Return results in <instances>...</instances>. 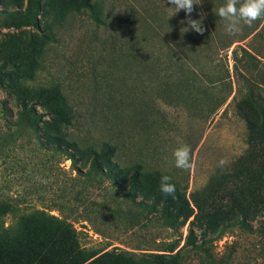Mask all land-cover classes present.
<instances>
[{
	"label": "rangeland",
	"instance_id": "1",
	"mask_svg": "<svg viewBox=\"0 0 264 264\" xmlns=\"http://www.w3.org/2000/svg\"><path fill=\"white\" fill-rule=\"evenodd\" d=\"M88 1L95 4V11L85 0H42V21L50 29L39 31L5 28L9 14L25 9L27 0H1L0 201L15 199L27 212L37 209L68 217L80 232L82 245L95 251L163 254L155 250L170 245L174 252L167 255L180 252L182 264H264V234L260 231L264 196L262 188L258 189L260 178L264 179V144L254 136L250 144L246 121L239 116L248 114L256 132L264 125V37L255 38L263 32L264 20L242 26L238 35L228 34L227 39H238L258 27L246 40L222 49L210 40L211 29L203 25V33L191 28L185 32L188 17L183 10L174 14L168 0ZM201 13L211 22L215 11L201 2L194 5L190 18L200 20ZM145 17L155 26L145 46L150 55L162 50L164 67L180 60L177 57L189 65L203 66L206 73L200 78L212 102L180 104L175 101L177 88L169 75L163 77L162 85L156 83V76L138 81L136 67L122 66V55L132 53L134 47L132 20ZM218 23L225 29V21ZM241 48L260 56L252 59ZM237 49L236 68L233 52ZM230 82L232 95L210 117L217 98L227 95ZM59 85L79 113V121L67 130L57 122L56 113L63 108L54 106L52 100ZM251 89L255 98L250 96ZM203 90L195 92L202 96ZM20 96H26L42 114L38 128L22 121ZM125 99L132 102V108L124 104ZM70 132L86 145L114 143L123 164L144 165L148 176L138 200L158 199L157 212L143 213L138 225L129 229L123 221L77 220L86 205L67 203L72 197L71 178L77 174L71 160L55 150L58 144L65 146ZM181 144L191 148L193 166L189 170L174 166L172 153ZM91 149L87 146L78 155L84 173L91 165ZM222 158L229 161L225 167L218 166ZM240 159L241 168L236 170ZM133 168H127L128 180ZM163 175L171 177L175 199L161 193ZM76 189L83 190V197L101 200L111 186L98 188L96 183L81 181ZM118 198H122L120 192ZM171 202H175L171 204L174 214L180 212V225L174 229L160 218L161 209ZM4 221L8 226L12 217ZM191 229L196 247L186 244Z\"/></svg>",
	"mask_w": 264,
	"mask_h": 264
},
{
	"label": "trees",
	"instance_id": "2",
	"mask_svg": "<svg viewBox=\"0 0 264 264\" xmlns=\"http://www.w3.org/2000/svg\"><path fill=\"white\" fill-rule=\"evenodd\" d=\"M204 6H210L215 13L209 20L205 21L203 15L200 20L205 29H211L210 40L218 45V48L229 49L236 43L246 40L249 36L258 30V27L253 28L248 34L238 39H227L228 33L222 29L216 15L219 7L226 3V0H200ZM1 3V0H0ZM86 5L91 11H95V4L85 0ZM203 14V13H201ZM43 6L42 0H27L25 9H18L9 14L3 26L5 28L21 29L24 27H34L39 31L49 30L50 27L46 22L42 21ZM132 25L135 27V34L132 37L133 50L122 55V66L126 69L136 67L138 73V81L144 78L150 79L156 76V83L162 85L163 77L169 75L172 78V84L177 88L174 89L175 101L183 104L199 106L206 104L210 98V92L203 90L204 81L200 78L205 75V69L199 65H189L185 61L177 57V62H171L169 67H164L163 59L164 52L158 50L155 54L150 55L146 44L150 41L149 30L155 28L154 23L144 18L141 21L132 20ZM156 27H162L156 24ZM188 25V23H187ZM255 38L264 37L263 32H258ZM196 35L194 34L192 38ZM254 38V39H255ZM126 39V38H125ZM127 40V39H126ZM245 54L252 58L258 59L259 52L254 50L252 54L249 50L241 48ZM237 50H234V61L237 68ZM167 68V69H166ZM229 73V71H228ZM3 69L0 68V84H3L1 76ZM230 77V74H229ZM219 83V81H217ZM127 85L126 81L124 82ZM57 86V90L52 98L54 106L60 105L63 108L57 122H60L65 130L74 127L79 121V113L73 108L71 102L66 98ZM197 88L203 90V95H198L195 91ZM227 95L218 97L216 107L212 110L211 116H215L220 108L224 106L233 93V84L228 85ZM250 96L255 98V90L251 89ZM17 102L21 109V119L29 127H37L43 116L38 113L35 104L30 102L26 96L17 98ZM124 104L132 108V102L128 99L124 100ZM39 103V102H37ZM258 108L256 101L252 100ZM181 104V103H180ZM39 105V104H38ZM264 114V112H263ZM246 121L247 128L250 133V144L253 145L254 138L262 140L264 144V125L258 132L255 131V124L251 121L248 114L239 115ZM38 128V127H37ZM254 136V138H253ZM80 138L76 137L71 132L63 144H58L55 148L57 154H65L68 160H71L72 170L77 175L72 176V197L68 202H81L85 204V208L80 212L77 220L83 222H92L98 218L104 220H114V223L123 221L126 228H132L138 225L140 217L143 213H155L160 207V201L154 199L152 201L138 200L139 195L144 191V181L148 176L144 165L139 163L123 164L119 153L118 145L109 141L102 142L99 146L86 145L80 142ZM87 146H91L93 158L88 171L85 173L79 166V156ZM242 160L236 164V170H240ZM134 167L129 180L126 178L127 168ZM81 181L85 183H96L98 188H104V185L109 184L111 190L101 198V200H92L88 197H83V190H77V184ZM264 196V179L260 178V187ZM118 192L122 194L121 200L118 198ZM254 199V198H253ZM252 199V200H253ZM235 201V199H234ZM175 202H171L170 206L161 209V216L164 225L169 229H174L180 225V212H174L171 209ZM70 206V205H68ZM72 207V206H71ZM137 207V208H136ZM139 209V212L136 211ZM62 213V210H59ZM12 217L11 223L6 226L5 218ZM189 216H185L188 218ZM125 219V220H124ZM246 226V225H245ZM264 234V227L260 228ZM197 240L194 232L191 229L186 244L190 247L197 246ZM165 253H143L137 254L126 250L116 251H95L85 248L81 243L80 232L75 227L72 220L65 216H53L44 210L34 209L30 212L22 210L16 203V200L0 201V264H182L180 259L181 253L177 252L173 255H167L166 252H174L169 245Z\"/></svg>",
	"mask_w": 264,
	"mask_h": 264
},
{
	"label": "clouds",
	"instance_id": "3",
	"mask_svg": "<svg viewBox=\"0 0 264 264\" xmlns=\"http://www.w3.org/2000/svg\"><path fill=\"white\" fill-rule=\"evenodd\" d=\"M174 5V14L183 10L188 17V28L197 33H203L204 28L201 20L191 19V13L194 11V5H199V0H168ZM173 14V15H174ZM172 15V16H173ZM203 15V14H201ZM216 15L225 21V30L229 35H238L242 31V26H251L257 20H264V0H226V3L219 7ZM174 166L178 169L189 170L192 168L191 148L187 144H181L174 149ZM229 163L226 159L218 162L219 167H225ZM171 177L163 175L160 180V191L165 197L176 198V188L170 182Z\"/></svg>",
	"mask_w": 264,
	"mask_h": 264
}]
</instances>
